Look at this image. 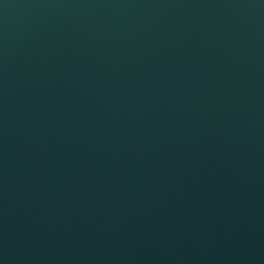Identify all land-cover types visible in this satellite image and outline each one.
<instances>
[{
    "label": "water",
    "instance_id": "95a60500",
    "mask_svg": "<svg viewBox=\"0 0 264 264\" xmlns=\"http://www.w3.org/2000/svg\"><path fill=\"white\" fill-rule=\"evenodd\" d=\"M0 264H264V0H0Z\"/></svg>",
    "mask_w": 264,
    "mask_h": 264
}]
</instances>
